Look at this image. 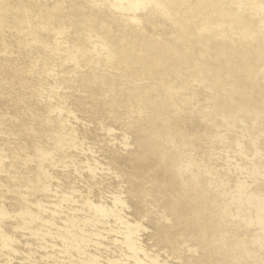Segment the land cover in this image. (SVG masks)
<instances>
[{
    "label": "rangeland",
    "instance_id": "1",
    "mask_svg": "<svg viewBox=\"0 0 264 264\" xmlns=\"http://www.w3.org/2000/svg\"><path fill=\"white\" fill-rule=\"evenodd\" d=\"M224 1L250 21L209 28L203 13L178 20L153 5L152 25L114 0H0V264H134L123 225L92 204L120 192L122 216L146 215L150 256L264 264L247 202L264 192V113L244 102L264 89V66L254 84L245 70L212 78L213 44L254 47L264 15ZM141 40L181 50L166 64L131 61Z\"/></svg>",
    "mask_w": 264,
    "mask_h": 264
},
{
    "label": "bare ground",
    "instance_id": "2",
    "mask_svg": "<svg viewBox=\"0 0 264 264\" xmlns=\"http://www.w3.org/2000/svg\"><path fill=\"white\" fill-rule=\"evenodd\" d=\"M114 1L117 2L116 4H114V7L119 8V9H122L123 6L125 4H127L125 8H126L127 12L130 14L129 19L133 22H136V23H142L144 20L145 21L144 23L155 25V23L157 22L156 16L154 15V13L152 11L148 12V8L150 6H153V5H155L156 7H158V6L165 7L166 10L171 15H176V16L177 15H179V16L183 15L184 10L192 11L193 17H196V15L203 13L205 17H208V18H203V20H204V24L209 28L212 25L218 26V25H221L225 22H228L229 25H230V23H236V24L244 25L243 21H245L246 24L250 21L248 17L244 16L237 9L229 7L224 0H114ZM244 1H245L244 5L242 4L243 0H241L238 3V5L242 4V7L245 5H250L249 8L253 11V14L258 15V14L262 13V15H264V0H244ZM140 10H146L147 13L146 14L142 13V14H140V16H137V12ZM141 19H143V20H141ZM177 19L179 20L178 16H177ZM200 21H201V19H200ZM193 24H196V22H193ZM263 25H264V20H263ZM185 28L186 29L184 32L186 34H192L193 32H195L194 28L192 29L189 26H186ZM230 29H234V27L230 26ZM92 30H95V29H92ZM251 33L253 34V31L247 32V31L243 30V32L241 33V36L238 37L237 39H241V38L242 39H244V38L249 39V35ZM105 36H108L109 41L111 43H113L114 45H118L119 47L121 46L112 37L111 33L105 32ZM234 41H235V39H233V42ZM96 47H97V44H96ZM227 47H231L230 52L226 51ZM95 49L96 48L92 49V51H94ZM138 49H140L139 52H136V50L127 51L126 52L127 57L131 61H137V62L144 63V64L150 63V59L153 56L158 59L157 60L158 64H166L168 61H170L171 58H174L175 55L177 53H179L178 50H181L177 46H173V47L168 48V49L160 48L158 46H155V44L153 42H148L147 40L146 41L141 40L139 43ZM184 49H186L188 51V49H190V48L185 47ZM210 54H211V52H210ZM196 55H197V53H196ZM212 55H213L214 60L216 61L215 66L214 67L212 66V69H213L212 78L213 77L219 78V75L221 74V73L219 74V71L221 69H226V71L227 70L234 71V72H237V74L242 72L243 70H245L247 79L243 82L250 84V82L253 81L257 70H262V67L264 66V41L262 39V42H260L258 39L256 41L254 47H252L248 43V44H246V46L244 48H243V46L237 47L235 44L231 45V46L225 45L224 41H220L217 43L215 42V44H213V46H212ZM248 59H249V61H248ZM201 65H203V64H201ZM173 68H175V67H173ZM205 72H206V70H205ZM220 78H222V77H220ZM220 80H223V79H220ZM254 83L255 82L253 81L252 84H254ZM238 87L241 88L240 84L238 85ZM216 97H218V96L216 95ZM258 100H260L259 107H260L261 111L264 113V89L262 90V92H260L259 97L257 99L253 98L249 94H245V98H244L245 104L253 105ZM216 101H218V100H216ZM111 103H114V102L112 101ZM218 103H219V101H218ZM155 111H157V110H155ZM150 123H152V121H150ZM152 124H154V122ZM154 125H156V124H154ZM152 127H153V125H152ZM153 129H155V128H153ZM148 130H149V128H148ZM156 130H154V132ZM136 160L140 161V157H137ZM123 161H126V160H124V159H120V160L112 159V163L118 164V165L123 164L122 163ZM142 167L147 168V165L145 163H142ZM89 169L92 170L91 167H89ZM263 177H264V175H263ZM133 187H135V186H133ZM133 187L131 188V191H134L137 189V187H135V188H133ZM121 193L122 192H120L119 194H114L111 196L112 204H110V205L105 203V201L96 202V203L91 202V203L93 204V207L96 208V210L101 214H107L108 216H115L116 215L118 222L121 225H123L122 226L123 228H125V231H120V232L124 236L125 242H126L128 248L135 255L134 264H168L167 261H165V260L160 261L158 259L157 254L154 256H150L148 254V252L146 251L144 245L140 242V238H139L140 232L147 230V227L144 226V224L141 220L146 215L140 214V216L138 218L133 219V220L125 218L124 216L121 215L120 211H122L124 208L128 207L127 202ZM251 200L255 201V209L257 211V214H256L255 218L252 216H249V218H251L249 221V224H253L255 222L258 223L260 225L261 231L264 233V192H262V191H258V192L251 191L248 198H247V202L249 204H251V202H252ZM136 210H139V209L136 208ZM164 218L166 221L167 218L166 217H164ZM118 228L120 229L121 227L119 226ZM158 233H160V232H158ZM257 240H258L259 245L261 246L262 243L259 242L261 240V237H259V239L257 238Z\"/></svg>",
    "mask_w": 264,
    "mask_h": 264
}]
</instances>
